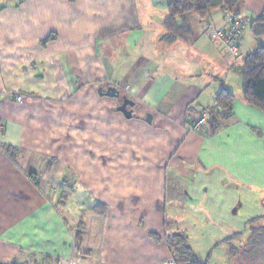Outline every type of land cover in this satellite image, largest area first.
Returning <instances> with one entry per match:
<instances>
[{
	"label": "crops",
	"instance_id": "1",
	"mask_svg": "<svg viewBox=\"0 0 264 264\" xmlns=\"http://www.w3.org/2000/svg\"><path fill=\"white\" fill-rule=\"evenodd\" d=\"M168 2L0 0V261L164 264L169 229L190 243L208 226L239 243L260 218L245 208L264 197V112L242 98L241 65L264 44L249 31L264 0L236 3L235 57L196 19L188 38L163 40ZM209 18L221 24L225 11ZM223 88L232 116L191 131ZM64 178L104 204L84 211L76 256L52 200Z\"/></svg>",
	"mask_w": 264,
	"mask_h": 264
},
{
	"label": "trees",
	"instance_id": "2",
	"mask_svg": "<svg viewBox=\"0 0 264 264\" xmlns=\"http://www.w3.org/2000/svg\"><path fill=\"white\" fill-rule=\"evenodd\" d=\"M238 1L239 0H169L167 5L168 14L162 20V26L165 28L163 40L173 42L177 39L188 38L193 30L192 23L194 19L203 24L206 31L205 22L210 20L209 17L212 11L216 9L223 11L233 10ZM249 31L254 38L264 37V8L260 15L250 22ZM50 39L51 37H48L44 43ZM241 93L245 103L264 112V44L259 45L243 58ZM233 102L234 95L225 88L221 89L220 92L216 94L215 105L208 108L213 130H217L224 120H227L232 116ZM6 150L5 153L8 156L10 155V158H13L12 149L7 147ZM62 183H66L65 178L62 180ZM83 193L89 203H93V209L102 210V212L104 211V204H101L100 202H92L93 199L90 194L86 191H83ZM257 221H260V218L249 220L250 237L248 238V241L262 240V238L264 241V227H254L253 223ZM84 228V222L81 221L77 225L74 235L72 234L75 256L77 252L76 246L81 242L84 235ZM257 235H260V238L257 239ZM227 240H230V238L226 239V241ZM166 242L169 254L177 264H205V262L200 261L196 257L189 243L188 236L183 231L168 236ZM236 248V246H229L230 255H234ZM33 262V264H40L35 260ZM56 263L59 264L58 261ZM0 264H16V262L14 260L6 262L0 261Z\"/></svg>",
	"mask_w": 264,
	"mask_h": 264
},
{
	"label": "rangeland",
	"instance_id": "3",
	"mask_svg": "<svg viewBox=\"0 0 264 264\" xmlns=\"http://www.w3.org/2000/svg\"><path fill=\"white\" fill-rule=\"evenodd\" d=\"M216 41L220 42L219 40ZM241 66L243 69V63ZM68 181L69 180H66V183H61L59 186L56 187V190L53 191L52 194V200L56 204L57 208L62 212L66 220L68 229L74 235L77 225L81 221H83L84 211H89V209H93V203H89L83 191L76 188L73 182ZM258 196L259 195H257L256 198H253L252 200L248 201V204L245 208V212L252 217H260L261 225L260 223H256L255 227L259 228L260 226H262L263 228L264 197ZM206 227L204 226L201 229L197 228V230L193 229V232L190 235V245L196 257L200 261L205 262V264H264L263 238L262 240L248 241L247 239L250 237V232L247 234L241 232L238 235L240 242L238 243L237 239H233L230 243L236 246L238 244L240 245L236 248L234 255H230V244H228V241L231 240L226 241L222 239L227 234L224 235V231L222 229H220V232L218 233L216 230H214V228H210L208 226ZM181 231L186 233L184 230H179L177 228L173 230L169 229V236H172L173 234ZM220 233L221 235H219ZM257 236V239L260 238V235ZM74 258L75 257L73 256L72 260L75 262ZM33 263V259L31 260L29 257H24L23 259L16 261V264Z\"/></svg>",
	"mask_w": 264,
	"mask_h": 264
},
{
	"label": "built area",
	"instance_id": "4",
	"mask_svg": "<svg viewBox=\"0 0 264 264\" xmlns=\"http://www.w3.org/2000/svg\"><path fill=\"white\" fill-rule=\"evenodd\" d=\"M206 33L213 40H219L224 44L226 49L232 56H236L239 52V43L242 35L243 24L238 16L236 9L225 11V21L216 24L212 20L205 22ZM13 98L17 102L22 101L20 94H14ZM218 108V107H217ZM210 122V111L208 108L202 109L201 113L193 118L190 122V130L197 132ZM73 251V250H72ZM73 254L65 260V264H75L72 260ZM63 264V261L61 262ZM60 264V263H59ZM164 264H177L174 259L169 256Z\"/></svg>",
	"mask_w": 264,
	"mask_h": 264
},
{
	"label": "water",
	"instance_id": "5",
	"mask_svg": "<svg viewBox=\"0 0 264 264\" xmlns=\"http://www.w3.org/2000/svg\"><path fill=\"white\" fill-rule=\"evenodd\" d=\"M105 95H107L109 97H119L120 93L116 88L111 87L105 91ZM121 99H122V101H121L120 105L117 107V111L122 112L126 118H130L133 111L131 109H128V107L134 106V102L131 101L130 99H128L125 95H122ZM145 120H146V122L150 123L151 122V115L147 114Z\"/></svg>",
	"mask_w": 264,
	"mask_h": 264
}]
</instances>
